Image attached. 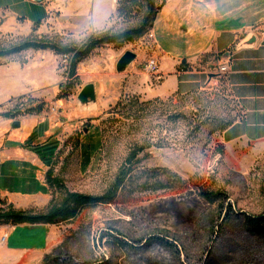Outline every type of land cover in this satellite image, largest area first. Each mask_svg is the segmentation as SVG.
Instances as JSON below:
<instances>
[{"label": "rangeland", "instance_id": "rangeland-1", "mask_svg": "<svg viewBox=\"0 0 264 264\" xmlns=\"http://www.w3.org/2000/svg\"><path fill=\"white\" fill-rule=\"evenodd\" d=\"M47 2L49 8L0 0V53L7 52L0 55V148L25 139L12 124L31 115L18 111L45 103L43 125L25 144L57 182L45 201H34L16 192L23 186L4 169L1 191L25 197H14L16 204L3 199L2 208L45 214L67 193L103 196L125 178L111 203L39 228L47 249L11 256V264H264V142H224L240 108L219 73L220 58L203 56L192 65L205 72L202 83L169 97L150 98L138 85L142 78L131 76L143 77L139 71L154 59L168 72L178 59L201 55L217 19L231 28L260 23L264 0H133L123 15L124 0ZM139 29L132 40L118 37ZM93 41L99 43L89 49ZM27 42L37 48L8 55ZM128 51L138 59L131 73L119 74L117 62ZM89 83L97 104L84 110L77 97ZM11 226H0V257L6 239L21 250L40 241L24 225L6 238L1 229ZM108 231L136 247L122 249ZM151 235L178 252L145 244Z\"/></svg>", "mask_w": 264, "mask_h": 264}, {"label": "crops", "instance_id": "crops-1", "mask_svg": "<svg viewBox=\"0 0 264 264\" xmlns=\"http://www.w3.org/2000/svg\"><path fill=\"white\" fill-rule=\"evenodd\" d=\"M47 3L46 0L44 4L49 8ZM93 18L96 20L95 16ZM225 19V17L217 19V29L214 31L213 42L201 55L186 60L184 64L182 63L184 60L178 59L168 72H164L159 60L154 59L159 64V73L157 75H151L143 69L144 73L139 71V73L143 74V77H138L139 74H131V76L135 80L142 78V83L138 85H141L144 93L146 92L145 94L150 98L169 97L175 93L198 87L202 83L205 72L194 69L192 65H198L199 60L203 56L209 55L220 58V66L224 65L229 59L231 64L230 72L226 75L227 85L232 97L240 108V117L223 131V140L228 145L232 143L264 142V20L255 25L253 23L249 26L231 28L230 25H225L226 22L223 21ZM250 32L256 34L258 44L251 49L236 50L239 43ZM225 53H230L229 57L225 58ZM128 69V73H131L132 68ZM42 125L43 123L39 122L38 115L28 116L21 122V134L18 132V135L25 138L24 140L22 139L23 142L12 143L9 146L0 148V175L4 172V169L10 171L12 173L9 178L10 182L23 186L19 189L21 191L17 190L16 192L26 194L25 196L34 199V201H45L50 195V187L45 179L47 170L44 163L25 144L29 135L39 131ZM10 182L7 183L11 184ZM13 188L17 187L14 186ZM12 195H8L6 191H1L0 189V198L4 200L10 199V202L14 204H16L13 201L14 197H25L20 194ZM24 226L38 231L32 239L40 241L35 246L32 245L30 248L21 250L10 249L7 246L6 239L3 254L7 257L5 255L0 257V264L13 263L12 257L22 252L38 253L47 249L49 238L44 236L42 231L39 230V228L46 225ZM12 229L14 230L15 227H5L1 229V232L5 234L6 238H9L10 233L6 231Z\"/></svg>", "mask_w": 264, "mask_h": 264}, {"label": "trees", "instance_id": "trees-1", "mask_svg": "<svg viewBox=\"0 0 264 264\" xmlns=\"http://www.w3.org/2000/svg\"><path fill=\"white\" fill-rule=\"evenodd\" d=\"M133 0H124L122 8H119L118 11L123 15V13H126L130 8L128 7L129 2H132ZM151 1V0H150ZM153 6V5H152ZM153 9V8H152ZM142 33V29L139 30H133L132 32H125L118 37L125 38V40H132L133 37L131 34H134L136 36H140ZM102 41V40H101ZM99 42L93 41L88 46L89 49H92L95 45H97ZM37 46L33 42H27L25 44L20 45L19 47H16L11 52L8 53V55H14L21 53L23 51H26L28 49H36ZM73 52L75 50H72ZM71 52V49H66L65 53ZM7 52H2L0 55H5ZM84 52H82L83 55ZM76 55H79V51H76ZM73 68V61L70 69ZM75 70V69H73ZM73 73V72H71ZM45 103H35L31 104L26 108L25 110H20L17 112V114L20 115H39L45 110ZM118 105V104H117ZM134 157V156H133ZM135 158V157H134ZM129 163H131V156L128 159ZM52 170H49L46 174V182L49 187L52 186L53 183L57 182L53 178V172ZM125 175L123 174L118 178L115 185L103 196L94 197L79 193H67L65 196V199L63 200L62 204L59 206H52L47 213L45 214H34L24 211L16 210L12 205L8 206L7 209L2 208V206L5 204V201L0 198V226L2 225H12V226H20V225H54L57 224L59 221H70L76 219L80 212L87 207H94L100 204H107L111 203L118 192V189L121 187L123 181H124ZM108 236H110L111 239L115 241V243L121 247L122 249L126 248H133L136 247V242H130L126 239L122 238V236L115 232V231H108ZM158 243L160 245L169 246L171 248H174L175 252L178 249L175 248V245L170 242L168 239L161 237L159 235H151L147 238H145L144 243L150 244V243ZM96 264H107V262L103 261Z\"/></svg>", "mask_w": 264, "mask_h": 264}, {"label": "water", "instance_id": "water-1", "mask_svg": "<svg viewBox=\"0 0 264 264\" xmlns=\"http://www.w3.org/2000/svg\"><path fill=\"white\" fill-rule=\"evenodd\" d=\"M34 3H44L46 0H31ZM258 44V37L255 33L250 32L236 47V50L251 49ZM230 53H225L224 57H229ZM138 59V55L133 52H126L117 62L116 71L119 74L125 73L128 68ZM186 63V60L182 62ZM213 76L211 75L210 78ZM78 106L84 110H91L97 104V90L94 83H89L83 87L77 97ZM21 127V122L16 121L12 124V128L17 130Z\"/></svg>", "mask_w": 264, "mask_h": 264}, {"label": "built area", "instance_id": "built-area-1", "mask_svg": "<svg viewBox=\"0 0 264 264\" xmlns=\"http://www.w3.org/2000/svg\"><path fill=\"white\" fill-rule=\"evenodd\" d=\"M149 37L155 39L153 31L150 32ZM230 60H227L224 65H221L219 68L220 75H227L230 72ZM146 71L151 75H157L159 73V64L155 60H151L146 65Z\"/></svg>", "mask_w": 264, "mask_h": 264}]
</instances>
